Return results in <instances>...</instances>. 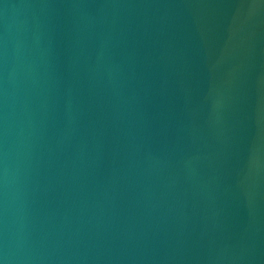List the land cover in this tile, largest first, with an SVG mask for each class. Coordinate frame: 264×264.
Returning a JSON list of instances; mask_svg holds the SVG:
<instances>
[{"label":"water","instance_id":"water-1","mask_svg":"<svg viewBox=\"0 0 264 264\" xmlns=\"http://www.w3.org/2000/svg\"><path fill=\"white\" fill-rule=\"evenodd\" d=\"M0 264H264V0H0Z\"/></svg>","mask_w":264,"mask_h":264}]
</instances>
